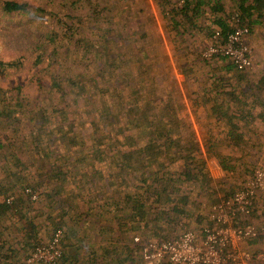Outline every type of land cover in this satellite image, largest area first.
Returning <instances> with one entry per match:
<instances>
[{
  "label": "trees",
  "instance_id": "obj_1",
  "mask_svg": "<svg viewBox=\"0 0 264 264\" xmlns=\"http://www.w3.org/2000/svg\"><path fill=\"white\" fill-rule=\"evenodd\" d=\"M38 1L37 8L0 1L5 15L38 16L41 39L32 65L47 76L36 80L35 100L21 86L0 87V264H25L35 246L49 242L38 237L40 216L49 239L62 232L57 264H144L134 236L143 243L171 240L167 234L199 211V198L207 194V202L217 201L207 161L215 159L225 175L234 174L220 146L238 149L245 142L236 121L248 115L240 88L246 74L227 59H201L210 67L221 64L194 91L193 113L206 108L207 121L224 123L226 130L220 137L208 131L201 149L174 80L160 77L166 60L159 47L143 26L124 34L115 24L128 11L141 18L143 2L131 10L119 0H76L72 4H85L88 13L68 17L67 0ZM153 1L175 54L181 53L174 58L185 84L195 76L184 64L188 39L202 35L210 41L216 30H231L235 16L250 32L264 25V0H226L230 10L225 0ZM91 25L94 32H85ZM22 67L23 57L0 60V76ZM186 91L191 96V88ZM26 189L37 194L45 213L27 216ZM13 218L16 223L5 228ZM11 228L21 233L19 253L8 243Z\"/></svg>",
  "mask_w": 264,
  "mask_h": 264
},
{
  "label": "rangeland",
  "instance_id": "obj_2",
  "mask_svg": "<svg viewBox=\"0 0 264 264\" xmlns=\"http://www.w3.org/2000/svg\"><path fill=\"white\" fill-rule=\"evenodd\" d=\"M15 1L27 2L31 4L33 8L34 7L37 8L38 7L37 4L41 3V1L37 2V0H15ZM67 1L69 2L67 3V6L71 7L70 12L68 11L69 13L67 14L68 17L83 16L88 13V8H87L88 6H86L85 4L77 3L76 5H73L72 3L77 2L76 0H70V1L67 0ZM119 1H121L120 7L128 6L129 8L127 9H131V10L133 8L139 7L138 4L140 2H143L142 4H144L143 5L144 14L142 15L141 18H136L134 16V13L128 11L130 16L129 17L125 15H123V17L121 16V18L118 19L115 24L119 28V30L124 34L136 31L138 29L137 26L140 25L143 26L142 31L150 36L148 41H151L153 44L159 47L158 53L161 54V56H163L166 60V63L164 64L163 69L160 72V77L161 79L165 78V80L166 79L168 80L170 78L174 80L176 84V89L178 90L181 97L180 98L181 102L184 105V109L186 111L188 120L191 122V126H193V124L195 123L196 125L199 126V130H202L199 134L201 140H205L206 138H208L207 130H210L212 132L213 137H216L217 133L219 134V137L222 135V133L224 134L225 132L224 123H220L216 125L215 122L212 120L211 123L207 121L206 108L204 109V107H200L203 109L199 108L196 110V114L193 113V107L195 106H192V101L195 100V98L198 96V95L196 96L194 95V91L199 92L198 90L201 89L202 87L201 86L202 78L203 77L205 78L204 75L207 72L210 71L215 74H218V72L217 71L214 72V70H216L217 66L221 64L218 61H216L212 63L210 67V65L207 64L204 65V63L201 62V57H200L201 51L210 42L209 39L205 38L202 35H197L191 38L190 41L189 39L187 40L186 50L189 51V57L184 62V64L188 67H191V71L195 76L191 77V83L185 84L183 76L178 74V70L174 58V55L176 57H179L181 56L180 55L181 53L175 54L174 49L177 48V46L175 43H173L172 38L166 33L165 30L166 25L161 20L155 2L153 0H119ZM225 2H226V8H228L230 6V3L229 1L226 0ZM53 6L55 7L58 5L53 4ZM37 17L38 16L36 17L32 16L29 18V17H20L17 15H5L0 11V60L4 62H8L23 57V67L20 71H17L16 73L10 72L8 75L1 73L0 87L10 88L12 86L13 87L21 86L23 94L27 96V98L34 100L39 95V91L36 85L37 82L36 80L40 78H42L43 80L47 79V76L45 75L46 73L41 72L40 67H33L32 65L33 64L32 55H33L34 47L36 43L41 39V28L39 27L41 21ZM31 21L33 22L30 23ZM113 22L114 20H112V24ZM94 30H95L94 26L91 25V28L90 29L86 28L85 32H94ZM189 60L191 61V63L187 64ZM193 60L195 61L192 62ZM249 72L250 70L245 73L246 77L247 75H249L248 74ZM198 76H200L199 78L200 80L197 78ZM196 80H198V82H196ZM166 84L167 82L165 83V85ZM190 88H191V96L186 91L187 89L190 90ZM246 94H247L246 103H248V106L245 107V112L248 114H252L253 112L255 115L259 114L258 112L261 110L260 109L261 106L259 105L258 102L259 100L258 99L254 100L252 98V95L250 94V91H248V93ZM260 96L262 97L261 99L262 102H264V93L260 94ZM190 98H191V108H190V103L188 101ZM206 124L208 125L207 127ZM243 135H244L245 143L241 142V145L239 147L249 146L248 143L251 136L257 134H251V133L249 134V132H245L243 133ZM258 140L260 142L264 141V132H261L259 134ZM224 142H226L225 139ZM245 149L246 148H244V150L243 148L241 150L239 149L236 150V148L232 145H230V147L228 148H226L225 146L224 147L220 146V151H222L223 154L230 156L231 164L235 166V171L233 175H225L224 171L221 169V167L215 161V159H210L207 161V171H208L207 173H208V179H210L212 184L211 189L213 194L211 197H213V199L218 200L222 198L226 193L232 194L235 191L239 190L244 185L245 181L244 180L240 181V175H239L240 173L238 171L240 166L233 164L232 162L235 161L236 158H239L246 151L252 152L253 150H256L253 148H248L246 150ZM217 167L221 171L218 170ZM256 169H264V163L261 161V159L258 160L257 164L248 166L246 171H250V173H252ZM207 201H208L207 194L199 198V202L201 204L200 208L197 207L199 211L194 212V215L191 219L182 221V224L179 225L178 228H176L172 233L167 234L168 235L167 238L170 239L176 238L185 231H193L199 234L200 230L203 229V227L208 223V216L210 213V208L212 206V203H209ZM43 205L44 203L43 202L40 203L39 199L36 201H30V206L27 209L28 210L27 216L29 218H33L36 215L40 216V213L42 212L45 213L46 211L44 210ZM43 219L44 216H40L36 219L35 223L41 224L40 226L41 230L38 233L39 234L38 237L42 240V243H45L50 240L49 238L51 235H50V230L48 232L49 234H45L46 232H44ZM10 220L11 221H6L3 224L5 228H10L11 225H14V223H16L15 218ZM45 225L47 228L48 226L46 223ZM16 229L15 228L9 229L7 235L10 236L8 239V243L12 244L14 249H16L17 252L19 253L18 249L20 246H22L21 245L22 242H20L21 233L15 234V232H17ZM134 237L140 238V241L142 242L140 236L136 235ZM98 242L100 243V241L95 239L94 243H97L95 249H98L97 247L99 244ZM17 252L15 256H17L19 260H23L24 259L23 254L18 256ZM97 253L99 254V249L97 250ZM25 264H26V260H25ZM144 264H152V263H144Z\"/></svg>",
  "mask_w": 264,
  "mask_h": 264
},
{
  "label": "built area",
  "instance_id": "obj_3",
  "mask_svg": "<svg viewBox=\"0 0 264 264\" xmlns=\"http://www.w3.org/2000/svg\"><path fill=\"white\" fill-rule=\"evenodd\" d=\"M249 33V28L235 16L231 30L212 34L201 51V59H227L238 72L248 71L252 66V50L245 42ZM25 194L30 201L37 200V194L29 189ZM11 202L12 198L6 201ZM257 215L261 217L258 224L254 221ZM61 237V230H57L49 242L35 246L26 264H57L63 255ZM133 244L138 246L144 263L264 264V169H256L239 190L218 199L199 234L185 231L171 240L145 243L134 237Z\"/></svg>",
  "mask_w": 264,
  "mask_h": 264
},
{
  "label": "crops",
  "instance_id": "obj_4",
  "mask_svg": "<svg viewBox=\"0 0 264 264\" xmlns=\"http://www.w3.org/2000/svg\"><path fill=\"white\" fill-rule=\"evenodd\" d=\"M245 42L252 50V66L249 69L250 72L248 73L251 76V78L249 75H247V80L243 81L240 84V88L242 91L246 93L250 91L252 98L254 100L258 99L259 105L261 106L260 108L261 110L258 112L259 114L255 115L253 112L252 114L247 115L245 112L246 115L241 114L242 116H245L244 120L241 122L240 120L236 121L237 125L239 126V127L237 126L238 132H241V133L249 132V134L250 133L257 134V135L251 136L249 143H248L249 146L247 147L242 146L238 148L239 150H241L242 148L243 150L244 148L246 149L253 148L256 150H253L252 152L246 151L239 158H236V160L232 162L233 164L240 166L238 170L240 173L239 174L240 181L244 180L245 182H247L252 177V174H253V172L250 173V171H246L248 166L257 164L259 159H261V161L264 163V141L260 142L258 140L259 134L261 132H264V102H262L261 100L262 97L260 96V94L264 93V25L262 27L252 30L249 33V35L245 38ZM246 72H243V73L245 74ZM247 106H248V103L243 107L244 110H245V107ZM235 112L236 114H239V107H237ZM192 130L197 136V140L200 143V148L203 149V145H202L203 141L201 140L200 135H199L202 130H199V126L196 125L195 123L192 126ZM207 131H210V130H207ZM260 218L261 217L257 215L254 219L255 223L257 224L260 223L261 222ZM248 248L250 250H254L255 247H252V248L248 247ZM158 264H165V263H158Z\"/></svg>",
  "mask_w": 264,
  "mask_h": 264
}]
</instances>
